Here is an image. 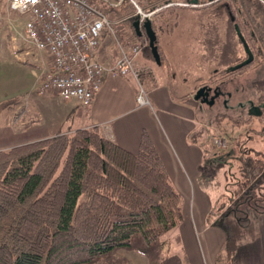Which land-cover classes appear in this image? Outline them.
<instances>
[{
  "label": "rangeland",
  "instance_id": "374dc122",
  "mask_svg": "<svg viewBox=\"0 0 264 264\" xmlns=\"http://www.w3.org/2000/svg\"><path fill=\"white\" fill-rule=\"evenodd\" d=\"M98 1L110 9H117L126 3L132 5L127 0H115L112 3L118 5L110 7ZM133 1L143 14H150L141 21L132 5L136 21L142 24L149 20L155 28L160 65L148 52L146 38H142V41L132 38L134 29L130 23L113 22L116 18L113 13L108 18L116 30V37L118 32L124 37L125 40L119 43L126 49L125 52L129 51L130 45L140 46L136 58L139 62L144 61L146 67L135 70L144 74L140 84L149 104L142 107L136 103L139 111L134 115L155 139L158 155L168 167V180L178 192L184 211L181 223L159 241L163 247L158 249V253L169 264H234L237 249L258 237L256 222L243 231L231 221L235 203L242 201L245 165L241 159L248 154L258 158L261 155L259 152H264V112L260 117H253L249 105L255 101L251 68L238 73L228 71L239 55H243L237 47L239 45L231 30V22L229 19L226 21L230 13L219 3L196 8L194 6L201 1L197 5H192L189 0ZM224 1L230 5H242L245 24L248 22L247 15L251 14V19L257 25L255 32L258 27L261 29L259 37L264 42V20L259 24L252 17V12L264 15L259 0ZM153 4H163L162 9L147 13L144 9ZM27 18V15L12 10L7 1L0 0V150L7 146L9 138L15 142L27 139L30 125L26 121V113L31 109L30 99L33 96L30 93L37 92V84L32 86L34 74L39 70V62L48 66V56L22 39ZM243 32L249 35L245 28ZM225 35L233 52L220 56ZM127 36L130 40H127ZM111 51L120 57L117 45H112ZM258 59L264 65V58ZM150 70L155 78L148 77ZM221 77L226 78L221 87L223 91L231 92L230 98H221L213 107L188 104L187 101L194 99L198 89L204 85L214 88ZM125 80L128 89L137 95L138 84L133 76L128 75ZM153 88L157 90L151 96L149 90ZM165 90L170 92L169 98ZM222 99H229L226 108L222 105ZM179 101L185 102L180 106ZM182 107L191 111H184ZM16 110L24 114L22 127L17 124L19 118L18 113H14ZM213 138L224 142V147L214 145ZM234 148H237L238 154ZM222 223L231 225V240H227L220 226ZM123 252L117 251L119 254ZM114 255L116 253L93 264H125L123 259Z\"/></svg>",
  "mask_w": 264,
  "mask_h": 264
},
{
  "label": "trees",
  "instance_id": "16d2710c",
  "mask_svg": "<svg viewBox=\"0 0 264 264\" xmlns=\"http://www.w3.org/2000/svg\"><path fill=\"white\" fill-rule=\"evenodd\" d=\"M91 1L113 13L115 23L137 20L132 5L110 9ZM154 5L144 10L163 4ZM132 38L144 37L133 31ZM259 153L241 159L242 201L231 222L243 231L264 213ZM182 220L180 196L146 132L136 154L105 139L98 127L0 150V264H93L121 249L140 253L148 264H169L160 258L159 241ZM222 224L231 240V225Z\"/></svg>",
  "mask_w": 264,
  "mask_h": 264
},
{
  "label": "built area",
  "instance_id": "2783aa9c",
  "mask_svg": "<svg viewBox=\"0 0 264 264\" xmlns=\"http://www.w3.org/2000/svg\"><path fill=\"white\" fill-rule=\"evenodd\" d=\"M12 10L28 18L24 23L23 41L39 52L48 55L50 63L43 73L38 93L55 92L61 99L77 100L88 107L101 89L106 72L138 79L134 59L140 52L139 45L119 43L116 30L107 15L90 0H5ZM110 7L115 0H101ZM123 0H118L121 2ZM136 8L141 21L150 14H143L133 0H127ZM104 37L115 40L120 57L110 69L99 60L98 53ZM137 103L146 106L149 101L142 88ZM214 145L224 147V142L213 138Z\"/></svg>",
  "mask_w": 264,
  "mask_h": 264
},
{
  "label": "crops",
  "instance_id": "0c3cea01",
  "mask_svg": "<svg viewBox=\"0 0 264 264\" xmlns=\"http://www.w3.org/2000/svg\"><path fill=\"white\" fill-rule=\"evenodd\" d=\"M145 1L147 2V0ZM259 5L262 11H264V0H259ZM254 13L255 12H252L253 19L260 24L262 20H264V15L260 16L258 13ZM260 31L261 29L258 27L255 33L258 35L257 37H259ZM127 40H130V37L127 36ZM114 42L115 41L111 37H104L98 53V60L107 69H110L118 58V56L114 55L111 51L112 45H114V47L116 46V42L115 44ZM27 54L28 52H26V55ZM38 62L39 61H37V63ZM38 64L42 67L40 68L39 66L38 72L34 74L35 78L32 84L33 87L35 83L37 84L35 88L37 92L34 91L36 94L30 93L31 95L33 94L30 99L32 106H30L31 109L26 113L28 114L26 116L28 118L26 121L30 125L27 131L26 142H15L13 139L9 138L7 146H4L2 150L52 138L59 134H71L76 130L98 127L100 134L105 139L114 142L124 150L128 149L126 150L128 152H138L141 135L143 132H146V130L141 124V121L134 115L139 111L136 105L138 93L136 95L133 91L128 89V82L125 80L127 76L121 77L109 71L106 72L101 80V89L95 96L92 105L83 107L75 99L69 101L62 100L55 92H46L40 95L38 89L41 75L48 66H46V64L41 65L40 62ZM47 65H49V62ZM134 67L144 70L142 68L146 67V63H144V61L139 62L136 58L134 60ZM250 68L254 78L253 81H260L264 78L263 63L257 61V63L253 64ZM149 73L150 75L148 77L155 78L152 70H150L148 74ZM133 79L138 84V91L140 88H143L139 78L136 79L133 77ZM156 90L157 88L149 90V94L153 96ZM165 93L169 98L170 92L168 93L167 90H165ZM154 97H156V94ZM154 100L156 99L154 98ZM184 102L185 101L180 102L179 105L182 106ZM189 105L186 104V106L190 107L191 105ZM182 109L187 112L190 110L183 107ZM14 113H18L17 117L19 118V122L17 124H20L19 127H22L25 122L23 118L24 114L18 110ZM126 117L127 119H124ZM147 135L151 139L156 151H158L155 139L148 133ZM160 160L161 163H163L162 166L165 172H167L166 174L169 175L168 167L165 165L164 160L161 157ZM169 183L171 184V182ZM182 213H184L183 210ZM257 226L258 237L253 242L237 249L234 264H264V213L259 217ZM121 250L124 251L122 254L117 253V250L114 252V254L116 253L114 256L120 258V260L123 259L125 264H148L145 256L140 253L132 250Z\"/></svg>",
  "mask_w": 264,
  "mask_h": 264
},
{
  "label": "flooded vegetation",
  "instance_id": "af4514ba",
  "mask_svg": "<svg viewBox=\"0 0 264 264\" xmlns=\"http://www.w3.org/2000/svg\"><path fill=\"white\" fill-rule=\"evenodd\" d=\"M201 1V2H199ZM224 0H189L188 2H192V5H197L196 3L199 2L200 4L198 6H194L196 8H203V7H208V6H212L215 5L217 3H219V5H221L222 7H224L226 9V11H228V18L226 17V21L227 19H229V21L231 22V30L234 34V36L236 37V43L239 45L237 47L240 48V51L242 52V56L239 55V59L235 62V64L233 67L242 64L245 60H247L248 55L245 52L244 46L241 43V41L239 40V37L237 35V29L240 31V33L242 34L248 49L252 55V62L250 64H248L247 66H243L242 68L234 71V72H230V73H238L243 71L244 69H247L248 67H251L253 64H255L257 62L256 59L258 58H264V42L261 41L260 37H257V35L255 34L256 32V28L257 25L253 22V20L251 19V14L247 15V24H245L243 22L244 19H242V17L244 16V11H243V7L241 4L238 5V3H231V5L227 2H223ZM243 4V3H242ZM162 9V6H157L156 9ZM234 9H236V12L233 13ZM156 12V11H155ZM227 16V15H226ZM240 20V22L238 21ZM227 25V23H226ZM244 28L249 31V35L247 33H244L243 30ZM142 31V36L144 38H146L145 34H144V30L143 28H141ZM147 39V38H146ZM229 39L227 38V35H225V41L222 45L221 48V52H220V56L223 54L225 55V53H232L233 50L232 48H230V46L228 45ZM237 54V53H236ZM238 55V54H237ZM259 60V59H258ZM229 71V70H228ZM226 78H220L219 81L216 83V86L214 88H210L207 86H203L201 88H205L202 97L196 101V100H190L191 102H188V104H190L191 106L195 107V104H205L208 105L210 107H213L216 105V102L218 100H220L221 98H224L225 96H228V98L231 97V92H227V91H223L222 90V83L223 81H225ZM264 82V78L260 81H253L252 82V87H253V92L255 94V101H253V103L249 104L251 107V111L253 113V117H260L262 115V113L264 112V87H261L260 84H263ZM254 84H257L256 86H254ZM200 88V89H201ZM199 90V89H198ZM197 90V91H198ZM196 91V92H197ZM196 92L194 94V97L196 95ZM222 105L226 108L227 107V102L229 99H222Z\"/></svg>",
  "mask_w": 264,
  "mask_h": 264
},
{
  "label": "water",
  "instance_id": "95a60500",
  "mask_svg": "<svg viewBox=\"0 0 264 264\" xmlns=\"http://www.w3.org/2000/svg\"><path fill=\"white\" fill-rule=\"evenodd\" d=\"M132 27H133L134 32L137 35V37L142 36L141 28H143L144 34H145V36H146V38L148 40V47L150 48V52H151L152 58H153V60L155 61V63L157 65H160L161 64L160 56H159L158 48L155 45V43L157 41V37H156V34H155V32H154V30L152 28L151 22L148 20V21H145L144 23L141 24L139 21H135L133 23ZM236 31H237V35L239 37V40L241 41V43L244 46V49H245L246 54L248 55V58L242 64H239V65H237L235 67L230 68L229 72H234V71L242 68L243 66H247L248 64H250L252 62V55H251V53H250V51L248 49V46H247L242 34L240 33V31L238 29ZM204 90H205V88L199 89L196 92L194 100L198 101L202 97V94H203Z\"/></svg>",
  "mask_w": 264,
  "mask_h": 264
},
{
  "label": "bare ground",
  "instance_id": "6f19581e",
  "mask_svg": "<svg viewBox=\"0 0 264 264\" xmlns=\"http://www.w3.org/2000/svg\"><path fill=\"white\" fill-rule=\"evenodd\" d=\"M15 11V10H14ZM16 12H18V11H16ZM19 13V12H18ZM20 14V13H19ZM39 52V51H38ZM44 53V52H43ZM46 54V53H45ZM47 55V54H46ZM48 56V55H47ZM48 62L50 63V60H49V57H48ZM44 73V72H43ZM42 79H43V74L41 75V79H40V84H41V82H42ZM50 92H52V91H50ZM63 100V99H62ZM72 100V99H71ZM65 101V100H64ZM67 101H69V100H67ZM92 105V104H91ZM90 105V106H91ZM84 107V106H83ZM89 107V106H88Z\"/></svg>",
  "mask_w": 264,
  "mask_h": 264
}]
</instances>
